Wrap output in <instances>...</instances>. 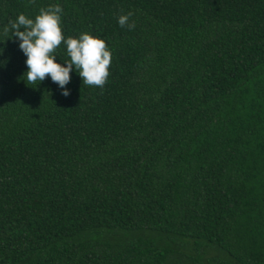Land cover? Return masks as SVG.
Returning <instances> with one entry per match:
<instances>
[{
	"label": "trees",
	"instance_id": "1",
	"mask_svg": "<svg viewBox=\"0 0 264 264\" xmlns=\"http://www.w3.org/2000/svg\"><path fill=\"white\" fill-rule=\"evenodd\" d=\"M57 4L103 88L21 79ZM0 49V264H264V0H0Z\"/></svg>",
	"mask_w": 264,
	"mask_h": 264
},
{
	"label": "clouds",
	"instance_id": "2",
	"mask_svg": "<svg viewBox=\"0 0 264 264\" xmlns=\"http://www.w3.org/2000/svg\"><path fill=\"white\" fill-rule=\"evenodd\" d=\"M62 11L58 4L41 7L35 19L21 13L4 26V33L10 32L11 37L19 40V48L26 56L27 71L21 79L26 77L27 83L37 85V81L50 77L62 89L61 94L67 97L70 92L65 85L69 83L70 72L74 68L85 85L103 88L111 64V53L105 41L86 32L77 38H65L60 27ZM132 15V12L120 15L118 24L133 29L135 23L129 22ZM61 43L66 46L70 57L64 65L55 60L56 49ZM2 51L0 49V53Z\"/></svg>",
	"mask_w": 264,
	"mask_h": 264
}]
</instances>
